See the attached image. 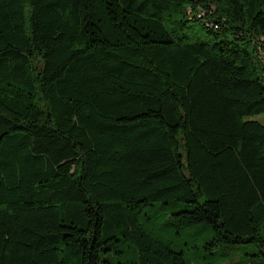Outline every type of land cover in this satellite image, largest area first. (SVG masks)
<instances>
[{"label":"trees","instance_id":"trees-1","mask_svg":"<svg viewBox=\"0 0 264 264\" xmlns=\"http://www.w3.org/2000/svg\"><path fill=\"white\" fill-rule=\"evenodd\" d=\"M261 53L264 0H0V264L264 256Z\"/></svg>","mask_w":264,"mask_h":264},{"label":"rangeland","instance_id":"rangeland-1","mask_svg":"<svg viewBox=\"0 0 264 264\" xmlns=\"http://www.w3.org/2000/svg\"><path fill=\"white\" fill-rule=\"evenodd\" d=\"M261 55L264 56L262 53ZM254 117L264 121V112ZM188 207L190 205L184 201L175 200L157 208V222L165 227V222L172 216V211ZM179 228L181 233L171 236L172 245L176 249L185 251L188 264H264V256L260 254V247L253 242L221 243L210 250L204 246V242L211 235L210 227L203 226V224H191Z\"/></svg>","mask_w":264,"mask_h":264}]
</instances>
